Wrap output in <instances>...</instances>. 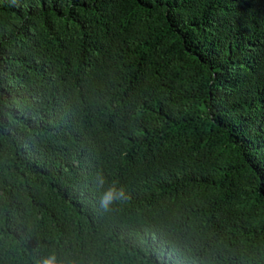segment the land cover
I'll use <instances>...</instances> for the list:
<instances>
[{
  "label": "trees",
  "instance_id": "1",
  "mask_svg": "<svg viewBox=\"0 0 264 264\" xmlns=\"http://www.w3.org/2000/svg\"><path fill=\"white\" fill-rule=\"evenodd\" d=\"M53 254L264 264V0H0V264Z\"/></svg>",
  "mask_w": 264,
  "mask_h": 264
},
{
  "label": "clouds",
  "instance_id": "2",
  "mask_svg": "<svg viewBox=\"0 0 264 264\" xmlns=\"http://www.w3.org/2000/svg\"><path fill=\"white\" fill-rule=\"evenodd\" d=\"M96 182L98 186H103L105 183V178L101 174H97ZM124 196L123 188H117L116 184L113 183L109 188H107L100 198V206L105 211H108L110 206L117 200ZM36 264H58L55 255H50L43 260H38Z\"/></svg>",
  "mask_w": 264,
  "mask_h": 264
}]
</instances>
